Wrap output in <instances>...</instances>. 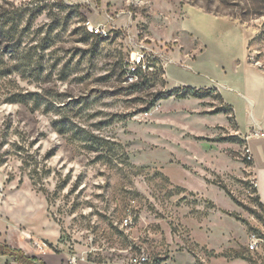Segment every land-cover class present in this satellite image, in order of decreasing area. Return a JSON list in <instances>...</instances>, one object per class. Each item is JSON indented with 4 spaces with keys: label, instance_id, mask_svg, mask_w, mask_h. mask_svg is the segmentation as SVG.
<instances>
[{
    "label": "rangeland",
    "instance_id": "rangeland-1",
    "mask_svg": "<svg viewBox=\"0 0 264 264\" xmlns=\"http://www.w3.org/2000/svg\"><path fill=\"white\" fill-rule=\"evenodd\" d=\"M185 6L241 24L264 59V0H0V243L46 264H264L231 110L214 89L166 87ZM138 51L152 69L131 81Z\"/></svg>",
    "mask_w": 264,
    "mask_h": 264
},
{
    "label": "crops",
    "instance_id": "crops-1",
    "mask_svg": "<svg viewBox=\"0 0 264 264\" xmlns=\"http://www.w3.org/2000/svg\"><path fill=\"white\" fill-rule=\"evenodd\" d=\"M176 31L177 48L172 57L164 56L166 87L214 89L231 108L249 149L256 194L264 207V59L254 49L260 65L251 60V33L227 16L185 6Z\"/></svg>",
    "mask_w": 264,
    "mask_h": 264
},
{
    "label": "built area",
    "instance_id": "built-area-1",
    "mask_svg": "<svg viewBox=\"0 0 264 264\" xmlns=\"http://www.w3.org/2000/svg\"><path fill=\"white\" fill-rule=\"evenodd\" d=\"M85 26L89 32H91L94 35L98 36H106L109 32V29L106 24L104 23H97L93 24L91 21H86ZM149 55H145L144 52L138 51L135 53H132L130 60L128 61L127 68H126V75L128 80H136L138 77V74L142 72V70L146 69H152L151 64L147 63L145 57ZM255 64L260 65L259 61H253ZM165 63V62H164ZM256 134V133H255ZM246 152V158L248 160L251 159V155L249 152V149L245 147ZM132 224L131 218L129 216H126L121 221L122 227H130ZM246 246L248 250L251 252H263L264 251V237L259 234L257 231H251L248 234L247 237V243ZM147 257L144 253H140L136 256H133L129 260V264H142L144 261H146ZM70 264H77V258L72 256L68 259Z\"/></svg>",
    "mask_w": 264,
    "mask_h": 264
},
{
    "label": "trees",
    "instance_id": "trees-1",
    "mask_svg": "<svg viewBox=\"0 0 264 264\" xmlns=\"http://www.w3.org/2000/svg\"><path fill=\"white\" fill-rule=\"evenodd\" d=\"M192 92H200L205 89H191L188 88ZM231 110V108L229 107ZM5 255L11 257L17 264H46L43 260L37 258L34 255H28L21 249L12 248L5 243H0V256Z\"/></svg>",
    "mask_w": 264,
    "mask_h": 264
},
{
    "label": "bare ground",
    "instance_id": "bare-ground-1",
    "mask_svg": "<svg viewBox=\"0 0 264 264\" xmlns=\"http://www.w3.org/2000/svg\"><path fill=\"white\" fill-rule=\"evenodd\" d=\"M262 136V135H261Z\"/></svg>",
    "mask_w": 264,
    "mask_h": 264
}]
</instances>
